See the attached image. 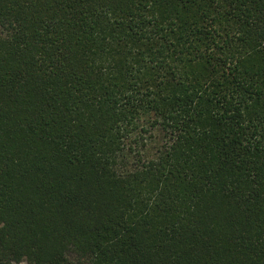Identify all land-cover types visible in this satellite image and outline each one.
Segmentation results:
<instances>
[{
    "label": "trees",
    "instance_id": "obj_1",
    "mask_svg": "<svg viewBox=\"0 0 264 264\" xmlns=\"http://www.w3.org/2000/svg\"><path fill=\"white\" fill-rule=\"evenodd\" d=\"M264 264V0H0V264Z\"/></svg>",
    "mask_w": 264,
    "mask_h": 264
},
{
    "label": "rangeland",
    "instance_id": "obj_2",
    "mask_svg": "<svg viewBox=\"0 0 264 264\" xmlns=\"http://www.w3.org/2000/svg\"><path fill=\"white\" fill-rule=\"evenodd\" d=\"M17 264H27V262L20 261V262H18Z\"/></svg>",
    "mask_w": 264,
    "mask_h": 264
}]
</instances>
